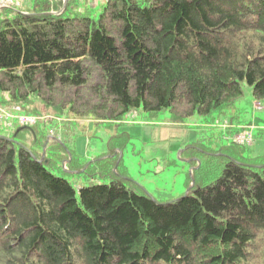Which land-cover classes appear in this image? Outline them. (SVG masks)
<instances>
[{
    "label": "trees",
    "instance_id": "16d2710c",
    "mask_svg": "<svg viewBox=\"0 0 264 264\" xmlns=\"http://www.w3.org/2000/svg\"><path fill=\"white\" fill-rule=\"evenodd\" d=\"M244 84L264 97V0L0 10V104L15 115L50 114L38 100L58 121L176 107L210 121ZM15 120H0V264H264V162L234 140L250 126L228 120L221 149L188 145L192 191L158 202L137 191L118 152L76 163L41 120L10 130Z\"/></svg>",
    "mask_w": 264,
    "mask_h": 264
},
{
    "label": "rangeland",
    "instance_id": "374dc122",
    "mask_svg": "<svg viewBox=\"0 0 264 264\" xmlns=\"http://www.w3.org/2000/svg\"><path fill=\"white\" fill-rule=\"evenodd\" d=\"M102 1L105 0L91 3L95 6ZM243 88V96L237 100L231 112L229 110L210 121L201 115H189L181 107L153 114L143 110L133 111L119 120H98L90 116L82 120L73 118L68 121L64 118L58 121L54 108L47 110L44 103L38 100L36 107L50 112L42 117L40 128L46 130L51 138L55 135L61 138L74 154L76 163L83 158L96 159L97 156H111L118 152L128 170L127 177L137 191L150 195L158 202H168L192 191L195 180L193 171L198 166L195 165L196 157H190L187 153L188 145L201 140L198 143L201 150L227 146L229 137L225 133V125L228 120L251 127L254 141L250 146H242V150L246 157L264 162V97L257 98L253 87L248 84H244ZM83 93L87 94V91ZM258 102L261 107L257 106ZM15 127H19L17 120L13 127L8 128L13 130ZM1 132L14 134V131ZM236 147L239 146L234 149ZM228 149L225 147V150ZM198 154L200 158L203 157L202 153ZM63 175L78 187L88 184L70 173Z\"/></svg>",
    "mask_w": 264,
    "mask_h": 264
},
{
    "label": "built area",
    "instance_id": "2783aa9c",
    "mask_svg": "<svg viewBox=\"0 0 264 264\" xmlns=\"http://www.w3.org/2000/svg\"><path fill=\"white\" fill-rule=\"evenodd\" d=\"M13 4H14V0H0V10L4 7ZM14 118L17 119L18 123H20L21 125H34L38 121V118L35 116L24 115V114L15 115L12 111L9 112V110L0 106V120H4V119L11 120ZM234 140L242 145H250L253 142V136L251 133H249V130L248 131L246 130L241 134L235 136Z\"/></svg>",
    "mask_w": 264,
    "mask_h": 264
},
{
    "label": "crops",
    "instance_id": "0c3cea01",
    "mask_svg": "<svg viewBox=\"0 0 264 264\" xmlns=\"http://www.w3.org/2000/svg\"><path fill=\"white\" fill-rule=\"evenodd\" d=\"M21 2H22V8H23V9H25L26 6L29 4V1H28V2L26 1V2H25V1L22 0ZM231 134H232V133H231Z\"/></svg>",
    "mask_w": 264,
    "mask_h": 264
},
{
    "label": "water",
    "instance_id": "95a60500",
    "mask_svg": "<svg viewBox=\"0 0 264 264\" xmlns=\"http://www.w3.org/2000/svg\"><path fill=\"white\" fill-rule=\"evenodd\" d=\"M49 139H50V138H49ZM49 139H48V140H49ZM45 147H46V144H45ZM44 155H45V150H44ZM43 157H44V156H43ZM40 161H41V160H40Z\"/></svg>",
    "mask_w": 264,
    "mask_h": 264
}]
</instances>
